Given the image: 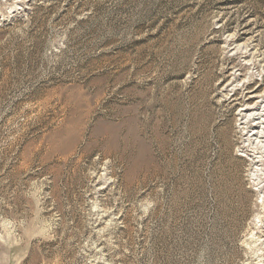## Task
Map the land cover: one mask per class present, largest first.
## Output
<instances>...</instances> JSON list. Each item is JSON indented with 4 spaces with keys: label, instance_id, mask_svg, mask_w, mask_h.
Returning a JSON list of instances; mask_svg holds the SVG:
<instances>
[{
    "label": "rangeland",
    "instance_id": "374dc122",
    "mask_svg": "<svg viewBox=\"0 0 264 264\" xmlns=\"http://www.w3.org/2000/svg\"><path fill=\"white\" fill-rule=\"evenodd\" d=\"M246 88L264 0H0V264H264Z\"/></svg>",
    "mask_w": 264,
    "mask_h": 264
},
{
    "label": "bare ground",
    "instance_id": "6f19581e",
    "mask_svg": "<svg viewBox=\"0 0 264 264\" xmlns=\"http://www.w3.org/2000/svg\"><path fill=\"white\" fill-rule=\"evenodd\" d=\"M233 76L230 86H233L237 81H241L240 76L242 75L239 73H234ZM232 90H234V88H232ZM246 90H248V88H246ZM237 123L241 139H244V142L252 140H257L258 142L260 138L264 137V90L262 93H259L258 90H248L245 95L242 96L241 104L237 111ZM241 151L242 155L248 158L250 166L257 172L258 169H256V167L262 165L263 159L261 160V157H256L255 154L252 155L246 146L243 150L241 149ZM261 184L262 183L259 181L256 184V189L258 187L257 191L259 193H264V185L262 186Z\"/></svg>",
    "mask_w": 264,
    "mask_h": 264
}]
</instances>
